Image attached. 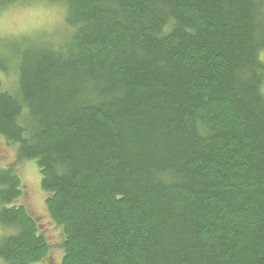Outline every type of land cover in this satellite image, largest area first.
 Instances as JSON below:
<instances>
[{
  "label": "trees",
  "instance_id": "obj_1",
  "mask_svg": "<svg viewBox=\"0 0 264 264\" xmlns=\"http://www.w3.org/2000/svg\"><path fill=\"white\" fill-rule=\"evenodd\" d=\"M61 5L58 46L4 41L0 138L34 161L59 264H264V0ZM0 169V264L49 246Z\"/></svg>",
  "mask_w": 264,
  "mask_h": 264
},
{
  "label": "rangeland",
  "instance_id": "obj_2",
  "mask_svg": "<svg viewBox=\"0 0 264 264\" xmlns=\"http://www.w3.org/2000/svg\"><path fill=\"white\" fill-rule=\"evenodd\" d=\"M65 10L61 5H47L44 2L29 5H14L0 15V50L4 41L26 37L58 46L67 39L72 30L64 21ZM3 90L11 91L15 85V75L0 73ZM15 146L0 138V169L14 167L22 185V196L17 204L24 206L35 218L38 230L45 238L49 252L45 264H59L63 251V234L50 219L46 209L47 194L40 188V176L34 161L16 164ZM1 236V230H0Z\"/></svg>",
  "mask_w": 264,
  "mask_h": 264
}]
</instances>
